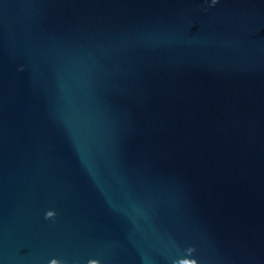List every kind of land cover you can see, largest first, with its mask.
<instances>
[{
	"label": "water",
	"instance_id": "95a60500",
	"mask_svg": "<svg viewBox=\"0 0 264 264\" xmlns=\"http://www.w3.org/2000/svg\"><path fill=\"white\" fill-rule=\"evenodd\" d=\"M0 264H264V0H0Z\"/></svg>",
	"mask_w": 264,
	"mask_h": 264
},
{
	"label": "clouds",
	"instance_id": "9594fccd",
	"mask_svg": "<svg viewBox=\"0 0 264 264\" xmlns=\"http://www.w3.org/2000/svg\"><path fill=\"white\" fill-rule=\"evenodd\" d=\"M47 216H48V217H52V215H51V213H50V212H48V213H47Z\"/></svg>",
	"mask_w": 264,
	"mask_h": 264
}]
</instances>
